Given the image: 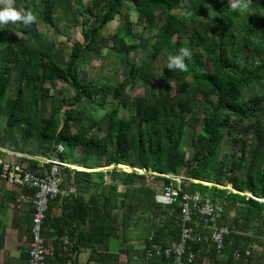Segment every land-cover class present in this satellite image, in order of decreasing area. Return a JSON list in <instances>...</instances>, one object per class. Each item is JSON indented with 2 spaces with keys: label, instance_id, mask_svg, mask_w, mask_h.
Here are the masks:
<instances>
[{
  "label": "trees",
  "instance_id": "trees-1",
  "mask_svg": "<svg viewBox=\"0 0 264 264\" xmlns=\"http://www.w3.org/2000/svg\"><path fill=\"white\" fill-rule=\"evenodd\" d=\"M127 1L91 0L87 5H83V0H73L75 5L82 8L87 18L82 24L83 40L74 41L66 64H61L55 59L50 47H46L43 52L37 48H22L20 51L25 62V71L16 96L8 95L10 67L0 60V111L6 116V130L13 133L16 128H20V138L28 141L35 136L39 125L40 134L51 140L48 150L58 143L65 145L64 151L60 153L61 158L65 160L77 147H80L82 152L94 147L99 155L104 156V165L114 164L124 169L158 173L180 172L199 180H207L208 175L214 173L215 183L230 185L252 195L216 185H204L201 181H192L185 189L199 191L215 202L220 197L237 203L240 216L247 222L256 218L264 219V133L261 132L258 145L249 151L253 155L259 153L258 163L243 176L241 163L236 165L221 157L226 139L236 140L238 137L235 130L250 118V107L240 102L243 89L254 83H259L264 88V0H248V7L243 13L233 11L228 0H131V7L142 15L144 26L154 27L158 24V30L147 39L152 47L150 59L140 67L135 63L130 66L126 76L116 85L114 98L124 94L128 87H135L138 76L146 81L156 75L163 76L162 81L170 82L179 94L188 92L190 98L198 95L203 97V118L194 114L195 107L189 97H172L166 84L161 91L151 87L146 96L124 101V104L130 103L135 107V112L129 118L122 117L119 106H115L100 118L80 124L74 129L72 120L77 113L84 110L76 108L75 104L87 94L86 86L75 72L83 52H99L103 47L110 45L119 53L129 54L139 48L137 42H128L118 33L103 42L97 39L98 30L115 19L117 14L128 6ZM183 1L189 2L186 12H176ZM24 6L32 8L35 12L39 10L46 22H54L51 0H39L36 4L25 0ZM210 10L216 11L217 15L211 27L205 28L202 17ZM183 30L190 34L194 43L188 69L174 70L166 65L162 67V72L159 71L157 62L160 55H176L181 47H185L181 45L180 40L175 39L182 36ZM34 32L38 38L41 37L36 29ZM15 39L13 31L0 29V48L13 45ZM8 60L12 61V58ZM207 61L211 63L212 69L206 68ZM64 82L71 83L77 89L74 102L66 108L55 106L49 116L40 117V103L52 90L60 89ZM223 108H227V111L217 120V114ZM262 115L259 113V116ZM201 118L203 133L196 135L195 129ZM107 123L109 128L106 131L101 130ZM61 124L63 127L59 129ZM187 128H190L188 136ZM186 137L192 146L190 153L183 149ZM240 147L245 153L244 139H241ZM94 163L89 160L84 164L95 167ZM73 171L75 170L64 167L63 179L68 181ZM97 173L103 175L102 171ZM139 176L141 174L135 171L127 173L121 182L127 184ZM144 188L126 187L125 198L127 196L129 199L126 205L130 209L138 204L149 208ZM132 191L140 193L138 202L130 195ZM151 191L155 193V190ZM119 195L116 191L112 193L110 200L114 206ZM122 195L124 196V193ZM71 199L74 202L82 198L72 193ZM72 201L69 208H66L70 214L68 217L75 214L82 221L93 217V206L83 202L82 213ZM153 202L155 206L160 205L154 200ZM166 208V212L172 214L174 223H177L178 205ZM99 218L104 221L105 217ZM129 218L130 214L125 213L122 228L127 227ZM48 219L47 215L45 225ZM113 223L112 227L107 228L100 223L91 232L79 230L77 235H72L75 249L84 240L97 242L111 236L118 228L116 218ZM55 229L59 236L65 230H70V224L67 221L64 224L55 223ZM44 233L46 235L45 231ZM154 236L157 240V235ZM231 238L232 234L227 245H236L237 242ZM260 246L264 250V239L261 240ZM56 251L64 253L62 242L54 241V252ZM216 255L217 251L210 254L211 261H215ZM162 259L168 261L164 257ZM250 264H254L253 257Z\"/></svg>",
  "mask_w": 264,
  "mask_h": 264
},
{
  "label": "rangeland",
  "instance_id": "rangeland-1",
  "mask_svg": "<svg viewBox=\"0 0 264 264\" xmlns=\"http://www.w3.org/2000/svg\"><path fill=\"white\" fill-rule=\"evenodd\" d=\"M30 3H38L39 0H28ZM73 0H51L53 23H48L42 17L39 10L36 11L38 19L31 25L25 27L23 24L9 23L2 26L3 30H11L15 34V42L13 45H4L0 48V60L3 64H8L10 67L9 89L8 95L16 96L19 91V84L23 79L25 71V62L22 57L21 49L37 48L43 52L46 47H50L54 53L55 59L61 64H66L70 58L71 49L75 40H83L82 36V24L86 18L82 8L75 5ZM91 0H83V5H87ZM229 1V0H228ZM25 0H16V6L21 4L24 6ZM128 6L122 9L120 14H117L115 19L107 22L97 32V39L101 42L106 41L114 33L122 35L128 42H137L139 48L132 53H119L113 50L110 45L103 47L99 52L85 51L79 59L75 72L87 88V94L82 96V100L76 102L75 106L78 109H84L82 113H77L75 119L72 120V127L75 129L80 124L88 123L100 118L106 111L113 109L115 106H119L120 115L124 118H129L132 113L135 112L133 105L124 104V101L131 100L137 96H146L147 91L151 87H156L159 91L168 86L171 96L175 98L189 97L190 93H181L172 86V84L163 82V76H154L150 80H143L141 76L137 77V84L135 87H128L124 94L118 98H114L113 93L116 85L119 81L126 76L130 66L135 63L137 66H141L148 61L152 54V47L148 43L147 39L153 36L158 30V24L154 27L144 26L142 15L138 13L132 6L131 0L127 1ZM188 1H183L179 8L176 10L178 13L186 12L188 8ZM217 13L214 10L206 12L202 21L205 28H210ZM37 30L41 37L38 38L34 32ZM19 33V35L17 34ZM180 40L181 45L189 47L191 50L194 48L193 39L188 32L183 30L182 36L175 37ZM8 58H12L9 61ZM169 56L160 55L158 57L157 67H162L168 64ZM206 68L212 69L211 63L206 62ZM163 82V83H162ZM162 83V84H161ZM264 83V82H263ZM77 93V89L69 82H64L60 89L52 90L39 105V115L49 116L51 110L55 106L69 107V104L74 102V97ZM203 97L201 95L195 98H190L194 104V114L202 117L204 112ZM240 102L244 103L247 107H250V118L246 120L239 128L235 130V135L238 137L236 140L226 139L222 146V158H227L230 163L241 165L242 176L250 169H254L259 160V153L251 154L249 151L251 148H255L260 142V134L264 133V88L259 83L246 86L243 89ZM255 104V105H254ZM227 111V108L221 109L217 114V120ZM262 113V116H259ZM202 118L198 126L195 129V134L199 135L203 133ZM37 132L34 137L30 138L35 144L34 146L46 150L50 147V139L43 137L40 134V126H37ZM109 128V124H105L101 127V130L106 131ZM190 133V128L186 129V135ZM0 137L2 138V144H6L10 147L13 143L25 142L20 138V128H16L15 132L9 133L6 130V116L0 111ZM241 139L245 140V153L241 150ZM183 149L190 153L192 146L189 143L188 137L183 142ZM262 149V148H261ZM259 149V150H261ZM67 160L77 163H86V161H94V164L104 163L105 158L103 155H99L97 149L90 147L87 151L82 152L80 147H77L73 153L67 155ZM71 169H75L70 166H66ZM81 168H79L80 170ZM85 170V169H83ZM77 171V170H75ZM137 172L141 174L139 178L142 181H147L154 184L157 189H160L165 177L161 174L152 173V171H138L136 169L128 171L127 169L119 166L111 165L108 169V174H111L113 179H122L127 173ZM76 173V172H74ZM83 175V174H75ZM214 173L208 175L209 183H203L204 185H216L221 188H229L224 184H217L213 181ZM249 195V194H247ZM210 198V197H209ZM217 203L221 204L224 208V222L228 223L232 228V241L237 242L236 245H227V248L223 253H218L214 257L215 263L223 261L225 264H236L232 256L233 246H247L251 243L256 245L257 249L253 254L254 264H264V250L260 246L261 240L264 239V219L256 218L253 221L247 222L239 213V205L233 201H226L223 198H218ZM149 231V230H148ZM143 234H147V229L143 228ZM129 256L133 257V252L130 251ZM210 258V257H209ZM211 260V259H210Z\"/></svg>",
  "mask_w": 264,
  "mask_h": 264
},
{
  "label": "crops",
  "instance_id": "crops-1",
  "mask_svg": "<svg viewBox=\"0 0 264 264\" xmlns=\"http://www.w3.org/2000/svg\"><path fill=\"white\" fill-rule=\"evenodd\" d=\"M1 139L0 137V166L2 162H21L35 171L42 169L37 161L29 160L24 155L47 154L46 148L41 149L44 152L40 153L39 148L34 146L35 143L30 139L20 143L12 142L9 147L2 144ZM80 164L85 165L84 163ZM104 164H95V167H90L93 169L81 168L85 170H79L75 168L74 170L83 172V175L76 176L75 171H73L68 181L62 179V192L51 202L48 212L49 219L45 225L49 264H149L150 262L172 264L159 256H154L149 260L144 255V246L151 234H156L157 240L165 244H170L179 237L178 223H174L172 214L166 212V207L154 205L153 200L157 203L154 194L159 189L152 183L142 181L139 177L124 184L121 179H113L112 173L108 174L110 165ZM112 165L115 167L114 164ZM97 167L103 168L94 169ZM98 171H102L103 175L97 173ZM63 174L65 175V173ZM127 186H144V191L147 194L145 197L147 200H145L148 202L149 208H144L138 204L130 209L126 205L129 199L127 196L125 198ZM151 190H155V193ZM114 191L120 194L116 206L110 200ZM121 192L124 193V196H121ZM21 193H26V197L18 202L17 197ZM72 193L82 199L73 202ZM139 194L138 191L130 192L136 202H138ZM71 201L82 213L84 211L83 202L93 206L91 212L93 217H87L84 221L79 220L75 214L68 217L70 214L66 208L72 204ZM32 211L31 192L25 187L11 184L0 177V264H26L27 250L31 244ZM125 213L130 214V218L127 220V227L122 228L121 224ZM100 216L105 217L104 221L99 218ZM114 218L118 222V228L111 236H106L104 240L97 242L84 240L77 249L72 244V252L64 249L65 254L54 252V241L62 242L60 237L65 233L70 234L71 239H73L72 235H77L79 230L91 232L100 223H103L106 228L107 226L112 227ZM66 221L70 224V230H65L63 234L58 236L59 238H56L58 234L55 223L64 224ZM144 227L147 229L145 235L143 234ZM256 250L254 249V251ZM130 251L133 252L132 258L129 256ZM218 263L225 264L223 261Z\"/></svg>",
  "mask_w": 264,
  "mask_h": 264
},
{
  "label": "built area",
  "instance_id": "built-area-1",
  "mask_svg": "<svg viewBox=\"0 0 264 264\" xmlns=\"http://www.w3.org/2000/svg\"><path fill=\"white\" fill-rule=\"evenodd\" d=\"M64 149L65 145L58 143L51 150L47 149V154L24 155L39 163L42 167L39 171L21 162H2L1 165V178L27 188L32 195L31 244L27 250L26 264H49L45 222L51 202L62 192V170L68 164L60 156ZM161 176L165 179L155 194V200L164 207L174 208L178 205L176 220L179 237L170 244H165L151 234L144 246L145 257L149 260L154 256L164 257L172 264H216L210 260V254L213 251L223 253L232 234L231 226L223 219V206L199 191L186 190V185L197 181L195 178L180 172L161 173ZM25 197L26 193H21L17 201L20 202ZM60 238L62 248L72 252L73 242L69 234L65 233ZM254 248V244L234 246L233 259L237 264H250Z\"/></svg>",
  "mask_w": 264,
  "mask_h": 264
},
{
  "label": "clouds",
  "instance_id": "clouds-1",
  "mask_svg": "<svg viewBox=\"0 0 264 264\" xmlns=\"http://www.w3.org/2000/svg\"><path fill=\"white\" fill-rule=\"evenodd\" d=\"M229 4L233 11L243 13L244 9L248 7V0H229ZM37 19V13L32 8L25 7L22 4L17 7L16 0H0V29L10 22H19L27 27ZM17 34L19 35V33ZM192 56L193 53L189 47H181L178 54L169 56L167 67L186 71L189 66L188 61L192 59Z\"/></svg>",
  "mask_w": 264,
  "mask_h": 264
},
{
  "label": "bare ground",
  "instance_id": "bare-ground-1",
  "mask_svg": "<svg viewBox=\"0 0 264 264\" xmlns=\"http://www.w3.org/2000/svg\"><path fill=\"white\" fill-rule=\"evenodd\" d=\"M68 166H70V167H73V168H77V169H79V168H87V169H93V168H90V167H87V166H85V165H82V164H80V163H76V162H68V164H67ZM111 166V165H110ZM103 167H97V168H94V169H102ZM128 171H131L132 169H127ZM141 172H143V171H141ZM152 173H156V174H161V173H158V172H152ZM195 177V176H194ZM197 181H201V182H204V183H209V181L208 180H199V179H196ZM229 188H231L234 192H242V191H240V190H238V189H235V188H233L232 186H228ZM242 193H247V194H249L250 196L252 195L251 193H249V192H242Z\"/></svg>",
  "mask_w": 264,
  "mask_h": 264
},
{
  "label": "water",
  "instance_id": "water-1",
  "mask_svg": "<svg viewBox=\"0 0 264 264\" xmlns=\"http://www.w3.org/2000/svg\"><path fill=\"white\" fill-rule=\"evenodd\" d=\"M63 127V124L60 125L59 129H61Z\"/></svg>",
  "mask_w": 264,
  "mask_h": 264
}]
</instances>
